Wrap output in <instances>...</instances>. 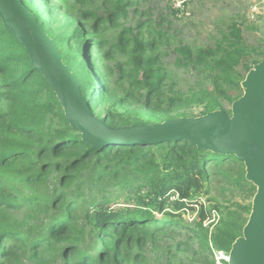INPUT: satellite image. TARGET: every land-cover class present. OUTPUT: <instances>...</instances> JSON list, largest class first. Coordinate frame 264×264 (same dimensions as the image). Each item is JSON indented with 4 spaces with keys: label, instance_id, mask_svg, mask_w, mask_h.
<instances>
[{
    "label": "rangeland",
    "instance_id": "1",
    "mask_svg": "<svg viewBox=\"0 0 264 264\" xmlns=\"http://www.w3.org/2000/svg\"><path fill=\"white\" fill-rule=\"evenodd\" d=\"M132 2L133 5L126 9L124 19L106 23L101 31H97V39L103 43L105 51L109 48L110 55L113 53L112 47L122 46L123 42L119 40L122 36L127 40L133 34H139L141 38L150 39L154 43V55L173 78L166 85L168 88L164 94L166 97L181 99L177 104L169 106L174 110H170L168 116H160L165 115L163 113L148 115L133 109L125 114L124 110L116 106L110 110L111 118L105 116L108 106L99 99L101 92L96 90V106L90 111L92 115L97 119L106 117L114 128H119L128 115L129 122L136 125L158 124L166 117L172 120L177 116L196 118L216 110L230 116L231 104L242 95L239 80L264 57V0H179L178 8L174 0ZM35 7L41 13V23L46 26L53 39H57L60 53L71 61L66 64L73 72L77 70L86 84L88 73L80 66L81 51L74 42H67L63 37L80 21L84 25L83 34L89 38L95 20L107 18L114 8L111 0H50L47 4L38 1ZM49 7L53 9L50 14ZM86 14L88 18L84 19ZM58 37L63 40H58ZM235 47L241 49V54L227 71L217 65H214L213 71L203 70L200 66L188 65L184 59L178 60L180 55L177 48H190L191 51L215 49L216 54L210 59L216 61L225 49ZM130 49L128 45L125 49H117L108 59L102 58L94 50L93 57L97 62L93 80L97 87L107 84L109 80L107 77L102 78V75H108L112 71V85L119 94L125 92L127 86L123 84L124 76L119 67L130 57ZM229 76L231 77L226 81ZM121 85L124 87L119 90ZM108 86L111 88V83ZM193 93L197 94L191 96ZM39 99L46 103L47 93L40 91ZM166 108L168 107L164 106L161 109ZM23 112L26 117H32L31 125L36 127L40 135L35 141L18 136L9 138V142L29 151L27 162L18 161L9 168L16 174L28 171L32 159L35 160L44 145L55 142V131L63 128L60 111L53 105H48L46 110L43 109L37 115L29 108H25ZM149 150L154 164L148 172L132 164V157L137 152L126 156L125 160L129 163L120 166L118 171L116 161H96L90 158L79 168L70 171L66 170L67 159H54L52 162L58 166L48 169L46 179L30 186L32 189L24 188L21 194L34 202L22 206L20 210L1 208L0 224L5 225L3 229L11 228L22 235L26 233L35 238L44 234L52 218L60 215L67 205H71V225L78 227L83 235L78 247L92 257L100 244L91 234L89 215L101 208L127 210L134 206L144 207L143 203L153 199L156 202L147 207L153 216L158 220L171 219L175 224L168 231L158 233L141 245L139 253L147 264H221L224 259L220 258L216 241L222 243L228 237L241 236L255 193L254 186L245 180L242 163L234 158L222 162L210 161L205 175L200 179V189L191 190L187 199L179 200L178 194L173 190L161 197L158 196V190L152 187L156 184V177L161 174L167 173L169 178H174V174L166 164L167 149ZM47 163L48 160L43 158L36 160L38 166ZM65 175H71V179L61 188L58 180ZM10 185L18 186L16 183H9L7 187ZM48 195L60 196L57 208H47L39 202V197ZM178 203H184L185 206L179 209ZM201 207L204 219H201ZM51 245L52 260L49 264H60L57 250L63 245ZM223 255L227 256L225 253ZM5 264L32 263L21 259L20 262L10 260Z\"/></svg>",
    "mask_w": 264,
    "mask_h": 264
},
{
    "label": "trees",
    "instance_id": "2",
    "mask_svg": "<svg viewBox=\"0 0 264 264\" xmlns=\"http://www.w3.org/2000/svg\"><path fill=\"white\" fill-rule=\"evenodd\" d=\"M22 1L29 12H32L36 21L41 23V13L35 4L38 1L47 4L50 0ZM111 3L114 5L111 13L107 18L95 20L89 38L88 35L83 34L84 25L80 21H77L75 28L63 37L67 42H74L81 51L80 66H83L88 73L86 84H84L78 71L73 72L66 64L71 61L60 53L63 63L79 81V90L88 105L89 111H93L96 106L95 93L98 90L101 92L99 99L108 106L105 116L113 118L110 110L116 106L124 110L125 114L133 109L139 110L143 114L163 113L165 115L160 116H168L167 113L174 110L169 106L177 104L181 98L166 97L167 95L164 94L168 88L166 85L172 82L173 78L169 75V71L163 68L158 57L154 55V43L150 39L141 38L139 34H133L127 40H124L122 36L119 39L120 42H123L122 46L120 48L112 47L113 53L117 49H125L126 45L131 48L130 57L119 67L124 76L123 84L127 86L124 93L119 94L117 88L112 85L113 81L110 79L113 76L112 71H109L108 75L104 73L102 75V78L107 77L109 80L105 86H98V88L94 82L95 62H97L93 57L94 50L105 59L113 55V53L110 55L109 48L107 51L104 50L103 43L97 39V31H101L106 23L110 24L123 20L127 7L133 5L132 0H111ZM48 11L50 14L53 9L49 7ZM87 18L88 14L84 15V19ZM40 25L57 47V39H53L43 23ZM70 25L72 26V23ZM58 40L63 39L58 37ZM177 52L180 55L178 60L184 59L188 65L200 66L203 70L208 71H213L214 65H217L227 71L230 64L240 56L241 49L239 47L231 50L225 49L216 61L210 59L216 54L215 49L211 48L194 49L193 51L190 48H177ZM243 79L244 77L239 80V84ZM110 83L111 88L108 86ZM124 86L120 87L119 90H122ZM40 91L47 93L46 103L40 101ZM195 94L197 93H193L191 96ZM48 105H53L60 111L59 116L63 121V128L55 131L57 140L42 147L35 160L32 159L28 171L20 174L10 171L9 168L18 161L27 162L29 160V151L11 141L9 142V138L18 136L35 141L40 135L36 127L31 125L32 117H26L23 110L29 108L34 115H37L43 109L46 110ZM164 106L169 109H161ZM61 110L45 80L31 67L23 47L3 28L0 21V210L1 208L20 210L22 206L34 202L30 198L26 199L21 196L24 188L32 189L33 187L30 186L43 182L47 177L48 169L58 166L52 162L58 158L67 159L66 170L69 169L70 171L79 168L82 163L90 158H94L96 161H116L115 166L118 171L120 166L129 163L128 160H125L126 156H131L130 153L137 152V155L132 157V164L136 168H142L148 172V169L154 164L149 149H167L166 164L168 169L173 172L174 178H169L167 173L161 174L160 177H156V184L152 187L158 190V196L161 197L173 190L178 194L179 200L187 199L191 190L200 189V179L205 175L206 167L210 161L222 162L228 158L236 159L234 156L213 154L182 140L165 142L146 148L105 146L101 150H96L83 141L77 131L68 126ZM129 120L128 115L120 127L133 125ZM168 120H172V118L166 117L164 119V121ZM105 123L114 127L111 121H107L106 117ZM74 136L76 137L74 138ZM42 158L48 160V163L42 164V166L36 165V160ZM70 179L71 175L60 178L58 180L59 186L63 188ZM9 183H16L18 186L10 185L7 187ZM173 183L175 185H172ZM39 198L41 199L39 202L44 207L57 208L59 206L60 196L48 195ZM155 202V200L150 199L147 203H143L145 208L141 206H134L127 210L101 208L89 215L88 225L91 228V234L97 238V242L100 244L92 257L80 251L78 247L83 235L78 227L71 225V205H67L60 215L52 218L44 234L42 233L35 238L29 237L26 233L22 235L11 230V228L3 229L5 225L0 224V264H5L10 260L20 262L21 259L30 261L32 264H49L52 260L51 247L53 245L51 243L63 245L57 250L60 264H147L145 258L139 253L141 245L158 233L168 231L169 227L175 224L171 219L158 220L153 216L147 207L152 206ZM184 206V203H178L177 208L182 209ZM204 218L205 215L201 207V219ZM237 238L228 237L222 243L216 241L217 250L228 256L231 245ZM221 264L227 263L223 260Z\"/></svg>",
    "mask_w": 264,
    "mask_h": 264
},
{
    "label": "water",
    "instance_id": "3",
    "mask_svg": "<svg viewBox=\"0 0 264 264\" xmlns=\"http://www.w3.org/2000/svg\"><path fill=\"white\" fill-rule=\"evenodd\" d=\"M0 21L53 92L68 126L92 148H146L182 140L241 162L245 180L254 186L255 193L242 234L224 261L264 264V57L241 81L242 95L231 104L230 116L216 110L196 118L114 128L105 123V117L97 119L89 111L76 76L22 0H0Z\"/></svg>",
    "mask_w": 264,
    "mask_h": 264
},
{
    "label": "bare ground",
    "instance_id": "4",
    "mask_svg": "<svg viewBox=\"0 0 264 264\" xmlns=\"http://www.w3.org/2000/svg\"><path fill=\"white\" fill-rule=\"evenodd\" d=\"M219 253H220V258L226 260L227 257H225V255H223L221 252H219Z\"/></svg>",
    "mask_w": 264,
    "mask_h": 264
},
{
    "label": "built area",
    "instance_id": "5",
    "mask_svg": "<svg viewBox=\"0 0 264 264\" xmlns=\"http://www.w3.org/2000/svg\"><path fill=\"white\" fill-rule=\"evenodd\" d=\"M176 2V7L178 8L180 6V4L178 3L179 0H174Z\"/></svg>",
    "mask_w": 264,
    "mask_h": 264
}]
</instances>
